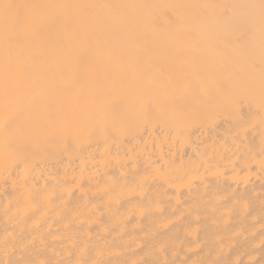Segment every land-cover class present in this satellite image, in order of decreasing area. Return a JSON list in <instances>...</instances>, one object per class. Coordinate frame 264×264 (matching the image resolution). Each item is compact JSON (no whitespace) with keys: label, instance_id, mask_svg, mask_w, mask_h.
<instances>
[{"label":"bare ground","instance_id":"1","mask_svg":"<svg viewBox=\"0 0 264 264\" xmlns=\"http://www.w3.org/2000/svg\"><path fill=\"white\" fill-rule=\"evenodd\" d=\"M0 264H264V0H0Z\"/></svg>","mask_w":264,"mask_h":264}]
</instances>
